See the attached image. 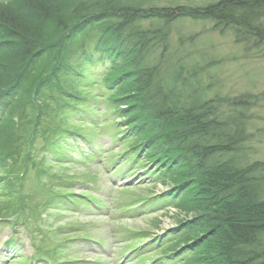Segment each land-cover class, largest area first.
<instances>
[{
    "label": "trees",
    "instance_id": "1",
    "mask_svg": "<svg viewBox=\"0 0 264 264\" xmlns=\"http://www.w3.org/2000/svg\"><path fill=\"white\" fill-rule=\"evenodd\" d=\"M152 1L0 0V219L26 220L21 184L42 149L75 133L63 115L85 110L73 80L88 74L119 124L117 154L183 215L158 237L160 260L264 264V162L245 150L255 97L196 94L170 41L171 23L190 18L264 51V0Z\"/></svg>",
    "mask_w": 264,
    "mask_h": 264
},
{
    "label": "rangeland",
    "instance_id": "2",
    "mask_svg": "<svg viewBox=\"0 0 264 264\" xmlns=\"http://www.w3.org/2000/svg\"><path fill=\"white\" fill-rule=\"evenodd\" d=\"M210 1L213 0H177L179 3L193 5ZM151 3L165 4L167 1L154 0ZM170 31L175 57L181 59L186 81L195 89L196 94L207 97L250 94L255 97V101L251 99L255 104L246 111L251 114L248 127L252 139L247 142L245 150L249 161L264 162L263 49L246 50L245 45L235 42L230 32L213 30L209 21L182 18L171 23ZM91 77L86 74L84 78L73 80L77 90L86 89L87 99L76 100L86 107V111L71 108L67 117L63 115V123L67 128L85 135L97 152H100L99 156L94 158L81 148H76L72 138L81 140L79 136L65 134L70 138L69 142H65L62 137L64 133H61L53 148L46 154V162L50 164V176L53 180L59 177L68 180L67 185H63L67 194H85L93 201L86 203L82 198L78 200L80 203H69L58 197V206L49 203L44 205L42 203L47 196L43 190L35 187V179L30 178L24 188L32 204L29 208L31 215H27L30 218L35 216L40 222L38 227L31 218L33 228L38 231L35 235L37 244L41 242L43 234H49L52 230L57 233L54 235L55 239H51L46 245L49 248L57 245L61 252L54 259L60 260L62 264H147L150 258H156L158 249L144 243L159 236L162 230L172 226L175 219L183 215L171 207L160 206L155 200L146 203L142 211L128 210L133 204L148 198L152 191L161 189L162 185L148 183V178L141 171L130 177L129 170L134 165H128L127 162L121 165L123 161L117 155L118 143L113 142V135L119 124L114 125L109 121L113 116L105 110L107 101L101 99L103 93L98 90L95 80L89 81ZM62 111L64 114L65 110ZM88 111H91L93 117L88 115ZM84 141L86 140L82 139V144ZM83 147H87V143ZM38 203L39 208L34 205ZM47 207L51 208L41 212V216L37 215ZM17 222L14 243L22 246L21 251L25 257L31 256L32 264H46L44 260H37L40 251L36 243H33L21 226V219ZM10 235L11 229L0 224V252L4 253L2 244ZM77 236H88L90 239ZM133 247L137 248L131 251ZM4 255L7 256L5 253ZM5 256L1 258L0 264H19L14 261L16 258L9 259ZM68 258L74 259L73 263ZM75 258H79L78 262L81 263H75ZM33 259L36 261L33 262ZM27 261L23 264H27Z\"/></svg>",
    "mask_w": 264,
    "mask_h": 264
}]
</instances>
